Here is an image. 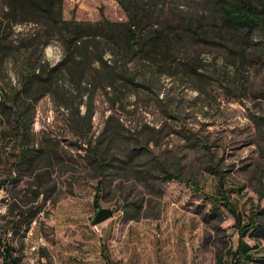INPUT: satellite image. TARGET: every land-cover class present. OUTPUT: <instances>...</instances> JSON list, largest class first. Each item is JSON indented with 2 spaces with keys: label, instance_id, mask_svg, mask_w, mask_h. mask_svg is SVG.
<instances>
[{
  "label": "rangeland",
  "instance_id": "obj_1",
  "mask_svg": "<svg viewBox=\"0 0 264 264\" xmlns=\"http://www.w3.org/2000/svg\"><path fill=\"white\" fill-rule=\"evenodd\" d=\"M119 1L64 0L63 16L79 21L98 22L104 18L126 21L127 9L132 14L144 11L156 27L179 28L173 66L169 68L166 61H159L158 66L152 58L144 59L140 55L123 56L120 52L112 55V46L98 37L100 47L96 41L92 53L103 49L104 59L109 65L118 64L119 69H101V73L86 71L82 100L70 78L61 77L56 93H49L35 105L33 128L38 138L37 147L56 149L59 162L55 161L56 171L51 178L58 182L56 193L46 203L43 210L46 212L40 215L34 232L47 239L51 234L46 223L50 216L57 214L62 206L80 209V198L88 193L83 191L88 186H96L97 180L82 165L80 155L84 150L79 145L86 147V139H96L105 120L112 115L111 125H119L115 143L123 151L134 147L137 137L145 139L147 130L138 132L145 124L155 128L163 126L161 144L152 145V149L156 155L179 160L183 181L157 183L152 190L133 176L118 177L111 185L114 196L104 197L98 207L116 209L119 198L115 194L130 193V200L144 199L145 210L150 214L142 216L165 217L170 244L172 240L177 241L175 249L182 252L181 264H196L194 256L200 245L198 262L201 264L217 261L240 264L243 258L232 256L241 239L239 227L235 226V218L224 202H229L240 214L243 225L258 208H264V32L257 30L248 34L225 25L221 14L223 4L217 0H123L127 9ZM4 3L5 0H0V19ZM188 22L196 32L186 30ZM31 27L22 25L17 31L25 34ZM150 28L152 26L146 31ZM16 45L18 65L0 64V95L18 86L15 71L22 61L40 55V48H28L26 41ZM43 55L51 65L63 58L64 49L57 36ZM92 68L99 70V64H93ZM124 73L134 74L135 84L120 78ZM101 77L105 78L104 82L115 78V86L104 88L98 83ZM79 101H83L82 114L88 108L94 111L92 126L85 124L83 131L70 123ZM5 127L0 112V179L8 174L7 157L19 148L17 139L10 136L3 139ZM32 182L24 175L16 190ZM49 184L42 189H48ZM13 185L8 184L11 188ZM161 186L160 194L155 189ZM12 191L9 192L7 186L0 190V239L10 237L5 233L10 227L5 226L6 219L1 215L7 210ZM213 207L220 212L210 214ZM198 210L201 213H197ZM94 212L93 208L92 215ZM28 235L23 239L18 234L12 239L18 248L22 241L25 243L23 250L17 253L22 258L21 264H26L27 260ZM244 241L254 246L249 251L253 257L264 258V238L246 235ZM256 259L250 263L264 264ZM40 264L47 261L41 259Z\"/></svg>",
  "mask_w": 264,
  "mask_h": 264
},
{
  "label": "trees",
  "instance_id": "obj_2",
  "mask_svg": "<svg viewBox=\"0 0 264 264\" xmlns=\"http://www.w3.org/2000/svg\"><path fill=\"white\" fill-rule=\"evenodd\" d=\"M63 1L5 0L3 4V18L0 19V64L3 63V66L11 63L18 65L15 47H17L16 43L21 41H26L25 46L28 48L33 46L40 48V55L26 57L15 71L18 86L12 88L10 92L3 91V95H0V112L6 124L2 131L3 139L10 136L19 141L18 150L15 149L6 159L8 174L5 178L0 179V190L6 186L9 192L13 190L12 199L7 201V210L1 215L3 219H6L5 226L10 227L5 233L9 234L11 238L0 239V264H21L22 258L17 256V253L23 250L25 243L22 241L18 248L12 239L18 234L23 239L27 238L33 221H38L41 213L46 212L43 211L44 207L50 197L56 193L58 184L51 179L52 174L56 171L55 161L59 162L57 150L47 149L44 146L37 147L38 138L33 128L35 105L49 93H56L61 77L70 78L71 85L78 89V96L82 100L81 89L86 71L90 69V71L96 70L101 73V69L102 71L107 68L116 70L118 64L109 65L108 61L104 59L105 51L103 49L100 48L96 54L92 53L96 49L94 46H97L98 37H102V41L112 46V55H115L116 52H120L123 56L140 55L144 59L152 58L153 63L158 66L161 63L159 61L164 63L166 61L168 67L172 68L173 59L178 52L176 47L180 36L178 27H156L154 23L150 22L149 15L144 11L138 14L130 13L126 1H119L127 9L128 19L126 21H111L104 18L98 22L65 19ZM217 1L223 4L222 20L228 27L245 31L248 34L257 30L264 32V0ZM22 25H32V27L23 34V32L17 31V28ZM148 26H152V28L146 31ZM186 30H193L191 22L187 23ZM196 31L193 30V32ZM22 35L23 38H20ZM55 36L60 39L64 56L57 64L51 65L44 58L43 51ZM98 44L100 47L101 42ZM95 63L99 64V70L92 68ZM133 77L134 74L120 75V78L135 84ZM97 79L95 76V80ZM104 81V77L98 81L103 84L104 88L115 86V78H111L109 82ZM117 81L118 79H116ZM82 104L83 101L77 103V111L70 121L81 131L85 124L92 126L94 114L90 108L82 114L80 111ZM113 118L112 115L107 117L103 129L96 139L91 137L86 139V147L79 145L84 150V153L80 155L83 167L97 180L94 195L97 207L100 206L98 199L104 200V197L107 198L111 194L110 198L114 196L111 185L118 177L133 176L145 183L149 189H154L157 183L163 185L172 180L183 181V167L179 160L171 161L169 156L156 155L152 149V145L159 146L161 144L164 133L163 126L155 128L145 124L138 131L147 130L145 139L140 140L138 139L140 137L135 136L137 138L134 141V147L123 151L115 143L119 125L117 127L111 125ZM123 152L126 153L123 156L120 155ZM140 158L145 160L140 161ZM24 175L31 178L33 182L17 191V185ZM8 181L10 182L8 183ZM11 182L14 184L12 188L8 186ZM49 182L51 183L49 184ZM45 184H49L50 187L43 190ZM33 186H35V190H32ZM155 190L160 194L163 192L162 186ZM22 191L24 193L20 196ZM129 194H118L124 196L123 208L127 215L126 218L138 219L142 215H149L150 213L145 210L144 199L130 200ZM115 196L117 195L115 194ZM224 198L226 199V197ZM224 204L234 216L235 226L239 227L241 236L239 246L232 256L242 257L247 261L255 260L256 258L249 253L254 246H250L244 241V238L246 235L256 239L264 238V208H258L250 215L248 223L243 225L240 214L231 204L229 202H224ZM200 211L198 210L197 213H201ZM216 211L220 212L219 209L213 207L209 213L215 214ZM40 254L41 257H45L47 264H52L50 255L44 248L41 249ZM256 260L264 261V258ZM216 264L221 263L217 261Z\"/></svg>",
  "mask_w": 264,
  "mask_h": 264
},
{
  "label": "crops",
  "instance_id": "obj_3",
  "mask_svg": "<svg viewBox=\"0 0 264 264\" xmlns=\"http://www.w3.org/2000/svg\"><path fill=\"white\" fill-rule=\"evenodd\" d=\"M83 192L88 193L80 198V209L62 206L46 221L51 234L43 248L50 255L52 264H181L182 252L176 250L177 241L174 243L172 240L170 244L163 215L127 219L123 208L124 196L117 195L119 207L113 209V216L92 225L91 218L97 210L95 187L88 186ZM103 202L98 199V205ZM93 208L95 212L92 215ZM201 251L200 245L194 256L196 264H201L198 262ZM42 259L45 262V257ZM250 262L243 259L240 264Z\"/></svg>",
  "mask_w": 264,
  "mask_h": 264
},
{
  "label": "built area",
  "instance_id": "obj_4",
  "mask_svg": "<svg viewBox=\"0 0 264 264\" xmlns=\"http://www.w3.org/2000/svg\"><path fill=\"white\" fill-rule=\"evenodd\" d=\"M5 212V207H3ZM43 214V213H41ZM37 220H34L30 228V233L27 240V260L26 264H40L41 254L40 251L46 246V237L42 234H36L34 228L37 224Z\"/></svg>",
  "mask_w": 264,
  "mask_h": 264
},
{
  "label": "water",
  "instance_id": "obj_5",
  "mask_svg": "<svg viewBox=\"0 0 264 264\" xmlns=\"http://www.w3.org/2000/svg\"><path fill=\"white\" fill-rule=\"evenodd\" d=\"M113 209L107 207H98L95 215L91 218L92 225L100 224L113 216Z\"/></svg>",
  "mask_w": 264,
  "mask_h": 264
}]
</instances>
